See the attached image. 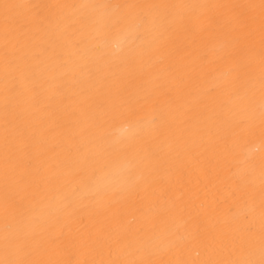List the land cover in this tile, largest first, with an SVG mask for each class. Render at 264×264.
Returning <instances> with one entry per match:
<instances>
[{"label":"snow or ice","instance_id":"snow-or-ice-1","mask_svg":"<svg viewBox=\"0 0 264 264\" xmlns=\"http://www.w3.org/2000/svg\"><path fill=\"white\" fill-rule=\"evenodd\" d=\"M0 264H264V0H0Z\"/></svg>","mask_w":264,"mask_h":264}]
</instances>
